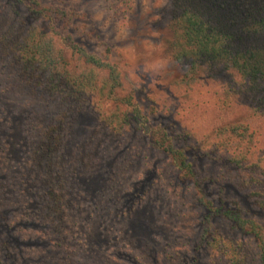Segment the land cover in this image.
<instances>
[{"label":"rangeland","instance_id":"obj_1","mask_svg":"<svg viewBox=\"0 0 264 264\" xmlns=\"http://www.w3.org/2000/svg\"><path fill=\"white\" fill-rule=\"evenodd\" d=\"M54 5L74 13L70 32L75 41L116 66L122 84L119 93L132 96L131 103L146 118L149 130L144 132L134 122L111 136L94 113L79 114L65 130L60 148L64 208L57 221L45 219L34 207V195L41 191L30 168L28 146V134L37 125L31 124L36 109L18 89L22 83L0 62V189L5 191L0 198V260L189 264L205 212L192 203V183L181 178L171 158L151 141L159 136V143L163 134L175 148L199 145L195 148L204 155L193 164L209 198L214 203L222 200L226 207H241L250 217L255 211L244 205L239 189L255 193L264 204V119L254 118L247 136L223 128L226 117L241 113L231 93H239L245 80L235 74L231 81L214 77L189 88L170 84L176 73L165 55L172 38L170 0H58ZM21 12L23 24H30L26 10ZM11 13L12 6L0 0V34L8 28L2 24L4 15ZM4 34L16 47L12 31ZM121 106L120 111H130ZM236 137L238 144L233 141ZM237 148L250 155L248 164H253L247 172L218 162L219 155H233ZM254 219L264 225V217ZM225 226L219 223L214 246L201 251L198 264H227L226 255L239 253L227 245L233 240ZM249 253L255 254L253 247Z\"/></svg>","mask_w":264,"mask_h":264},{"label":"trees","instance_id":"obj_2","mask_svg":"<svg viewBox=\"0 0 264 264\" xmlns=\"http://www.w3.org/2000/svg\"><path fill=\"white\" fill-rule=\"evenodd\" d=\"M4 1L12 6V13L4 15L2 24H7L8 32L16 36V47L9 44V37L4 34L7 30L2 32L0 62L3 69L9 68L17 83H22L18 89L28 95L36 109L31 124L37 125L28 134L30 168L41 191L34 195V207L43 218L57 221L64 208V194L59 191L66 185L60 148L72 121L90 111L111 136L119 135L134 122L141 124L144 132L149 127L146 118L132 105V96L119 93L122 84L116 66L73 39L70 28L74 13L55 6L54 1L58 0H46V4L41 0ZM23 8L30 24H23ZM169 16L172 38L165 45V55L176 68L170 84L189 88L214 77L231 81L237 74L246 84L239 93L231 94L242 110L239 115L226 117L223 128L235 136L237 130L247 136L253 119H264V0H170ZM121 105L130 111H120ZM2 126L0 122V133ZM164 137L162 134L157 143L158 136L151 144L155 148L161 146L181 178L192 183V203L205 212L200 239L189 264H198L201 251L214 246L219 223H225V232L232 233V243L222 238L223 242L240 250L225 256L227 264H264V225L254 219L264 217L263 202L259 203L251 191L242 193L240 187L244 205L255 211L250 217L243 215L241 207H226L220 199L214 203L193 164L199 155H204L195 148L199 145L175 148ZM236 138L233 141L240 143V137ZM233 152L219 155L218 162L231 170L247 172L253 164H248L247 149ZM4 193L0 189V198ZM252 247L255 254L249 253ZM0 264L4 263L0 260Z\"/></svg>","mask_w":264,"mask_h":264}]
</instances>
